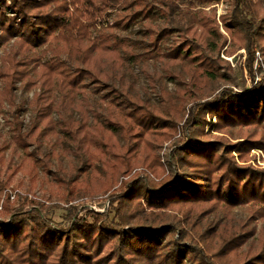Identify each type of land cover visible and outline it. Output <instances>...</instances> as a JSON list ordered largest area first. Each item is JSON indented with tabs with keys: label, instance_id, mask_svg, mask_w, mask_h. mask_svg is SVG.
<instances>
[{
	"label": "rangeland",
	"instance_id": "374dc122",
	"mask_svg": "<svg viewBox=\"0 0 264 264\" xmlns=\"http://www.w3.org/2000/svg\"><path fill=\"white\" fill-rule=\"evenodd\" d=\"M5 1L8 7L0 5V219L8 220L16 212L32 209L65 224L75 215L83 217L92 211L116 219L132 215L134 202H124L123 198L129 183L140 178L158 184L172 174V168L180 165L178 148L186 143L199 116L206 121L207 137L234 145L228 146V157L239 165L264 171V142L247 144V139L262 137V124L224 126L210 113L213 108L206 112V105L201 107L225 89H250L264 80V37L247 50L242 33L230 28L234 24L230 19L231 0H206L193 11L201 24L166 32L155 46L152 40L168 24L157 10L152 19L144 18L145 0H132L134 3L127 7L105 6L94 20L79 12L85 11L83 0ZM14 3L28 10L37 26V12L56 15L61 24L49 30L40 44L29 43L22 33L8 29L10 20L22 19ZM73 13L87 25L79 48L65 29ZM148 27L156 34L149 35ZM102 34L117 37L116 43L114 38L109 40L113 50L106 54L114 59L103 67L111 74L106 82L116 91L112 97L118 134L107 127L97 128L101 136L90 146L89 154L81 150L80 156L74 152L78 143L62 135L57 141L55 137L42 138L39 143L29 139L27 149L18 147L15 124L21 123L26 131L35 115L34 97L46 95L39 73L45 71V65L56 63H66L74 71L84 69L81 57L86 54L82 51L99 43ZM179 45L180 54L173 57L172 50ZM185 51H190L192 58H186ZM85 83V98L79 102L94 116L92 111L102 110V96L107 90L97 92L90 78ZM105 114L101 119L108 117V112ZM53 117L57 120L56 112ZM142 203L145 212L152 211L145 200ZM214 205L205 204L187 216L166 209L165 219L194 237L208 255L220 242L214 239L211 243L205 236L213 231L220 234L226 225H233L237 234L246 233L244 243L238 254L222 249L226 257L219 256L217 264H244L246 259L260 264L255 261V256L264 251V211L259 204L230 208ZM202 237L204 240H200ZM212 246L213 250L208 249Z\"/></svg>",
	"mask_w": 264,
	"mask_h": 264
},
{
	"label": "trees",
	"instance_id": "16d2710c",
	"mask_svg": "<svg viewBox=\"0 0 264 264\" xmlns=\"http://www.w3.org/2000/svg\"><path fill=\"white\" fill-rule=\"evenodd\" d=\"M205 1L145 0L144 18L152 19L154 10H157L156 14L168 24L158 35L147 28L149 35L156 34L151 43L158 45L166 32H179L185 27L193 29L201 24V18L193 11ZM133 3L132 0H83L81 6L85 11H78L94 20L105 6L121 4L127 7ZM0 5L3 9L8 7L5 0H0ZM16 6L14 3L12 7L18 10L22 19L19 22L10 20L8 29L22 33L29 43L40 44L49 30L61 24L56 15L37 12V26L30 20L28 10ZM231 6L230 19L234 24L230 28L242 33L245 46L250 51L258 43V38L264 37V0H231ZM2 16L1 12L0 21ZM65 29L76 43L74 46L79 48L77 44L82 40L81 35L87 25L73 13ZM100 38L103 39L99 43L82 51V55L86 54L81 57V62L86 65L82 70L74 71L66 63L45 65V71L42 70L39 76L46 95L44 98L34 97L35 115L26 131H23L21 123L15 124L14 140L18 147L27 149L29 139L39 143L42 138L55 137L57 141L62 135L78 143L74 152L80 156L81 150L88 153L90 146L101 136L97 128L107 127L118 134L119 130L115 128L117 113L113 108L116 102L112 97L116 91L106 82L111 74L103 67L114 59L106 54L113 50L109 40L114 38L116 43L117 37L102 34ZM185 52L186 58L192 56L190 51ZM172 54L178 57L180 45L173 48ZM86 78H90L97 92L107 90L102 96L103 112L94 110V116L79 102L81 97L85 98ZM205 105L204 110L209 112L213 108L210 113L224 126L262 124L264 137V80L250 89H225L201 107ZM54 112L57 120L53 117ZM107 112L108 117L101 119ZM199 119L195 121L186 143L178 148L180 165L172 168V174L158 184L140 178L129 183L127 196L123 198L124 202H134L132 215L116 219L109 218L106 213L92 211L83 217L75 215L65 224L44 217L38 209L16 212L8 220L0 219V264H217L219 256L226 257L224 248L230 254H238L246 233L237 234L233 225H226L220 234L213 231L205 236L211 243L214 239L220 242L217 250L208 255L193 240L194 237L181 231L174 221L165 219L166 209L172 208L187 216L188 212L201 209L205 204L221 203L230 208L255 202L264 211V171L239 165L228 157L226 154L231 151H228V146L233 148L234 145L212 141L204 132L205 119L200 116ZM262 137L247 139V144L263 143ZM29 155L33 156V153ZM142 200L152 211L145 212ZM176 233L180 236L175 237ZM214 246L208 249L213 250ZM255 257L256 262L264 264V251ZM244 262L256 264L252 259Z\"/></svg>",
	"mask_w": 264,
	"mask_h": 264
}]
</instances>
